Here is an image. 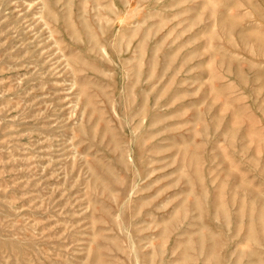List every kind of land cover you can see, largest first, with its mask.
<instances>
[{"label":"rangeland","instance_id":"obj_1","mask_svg":"<svg viewBox=\"0 0 264 264\" xmlns=\"http://www.w3.org/2000/svg\"><path fill=\"white\" fill-rule=\"evenodd\" d=\"M0 264H264V0H0Z\"/></svg>","mask_w":264,"mask_h":264},{"label":"bare ground","instance_id":"obj_2","mask_svg":"<svg viewBox=\"0 0 264 264\" xmlns=\"http://www.w3.org/2000/svg\"><path fill=\"white\" fill-rule=\"evenodd\" d=\"M210 250H211V249H210ZM214 250H215V249H214ZM214 250H212V252H213ZM212 252H211V253H212Z\"/></svg>","mask_w":264,"mask_h":264}]
</instances>
